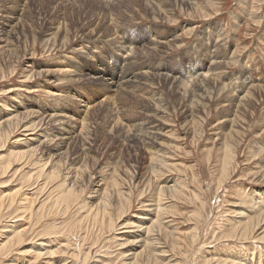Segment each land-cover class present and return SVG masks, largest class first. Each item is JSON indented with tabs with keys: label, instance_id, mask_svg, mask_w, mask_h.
<instances>
[{
	"label": "rangeland",
	"instance_id": "1",
	"mask_svg": "<svg viewBox=\"0 0 264 264\" xmlns=\"http://www.w3.org/2000/svg\"><path fill=\"white\" fill-rule=\"evenodd\" d=\"M0 28L1 120L31 110L21 123L43 118L35 138L44 141H33L38 153L21 162L14 151L33 134L19 129L0 140V160L11 157L12 167H21L3 177L0 195L18 188L39 156L64 165L37 199L82 168L77 186L84 189L72 208L62 213L63 205L49 204L34 225L54 238L53 249L67 238L77 250L90 246L83 264H120V252L142 248L140 235L161 196L162 227L173 230L159 237L165 261L222 264L219 258L234 256L264 264V219L253 225L264 213V0H0ZM102 64L105 75L143 70L147 81L110 91L91 78ZM246 85L252 95L240 102ZM81 121L87 138L75 136ZM227 142L232 152L224 158ZM112 176L130 200L113 231L88 220L69 237L62 228L63 237L46 235L45 227H60L97 201ZM245 223L253 226L246 237H229ZM32 237L0 264H42L46 255H32L46 239Z\"/></svg>",
	"mask_w": 264,
	"mask_h": 264
},
{
	"label": "bare ground",
	"instance_id": "2",
	"mask_svg": "<svg viewBox=\"0 0 264 264\" xmlns=\"http://www.w3.org/2000/svg\"><path fill=\"white\" fill-rule=\"evenodd\" d=\"M125 49L127 50V48H125ZM90 53H92V52H90ZM124 65H126V64H124ZM107 68L108 67L106 66V69H104L103 64H102V67L97 68L100 72L92 73L91 78L93 80H100V83H104L106 85L108 84V89L110 91L115 90V91L121 92V91H124V89L126 87H129V86H132V87H137L139 85L141 86V84H143V83L145 84V82L143 80L147 81V78H148V76H147L148 73H146V71H143V70H140V71L137 70L135 72L130 70L131 72H128L126 74L123 72L124 74H121L118 77L115 73L113 74V72H111L108 75H105L103 73V71L109 70ZM132 68H134V67H132ZM127 71H129V70H127ZM125 75H127V76L124 77ZM168 77L169 76H163L161 74L160 78H163L166 81L168 80L172 84L176 83V81L174 79H169ZM249 88L250 87H247V85L245 88H243V89H245V92L243 93V95H241L237 98V99H240V102L247 100L249 98V96L252 95ZM242 91H240V93ZM206 93L207 92H205L204 88H203L200 95H203ZM193 96L195 97V93L193 94ZM191 103H192V101H191ZM23 113L26 115L21 117ZM23 113L17 112L14 115H11V114L7 115L4 117L3 120H1V118L3 116L0 117V140L7 138L11 133L18 131L19 129H21L22 131H28V132H30L31 135L33 134L32 137H29L28 139H26L22 143V145L24 144V146H22L20 149H18L16 151H14V159L18 160V161L21 160V162H25L27 159L32 158L34 156L35 152L38 153L36 151L37 145L36 146L31 145L33 143V141H38L39 145L42 142H44L43 140L41 141L39 138L38 139L35 138V137L39 136V134L35 135V133H36L35 130L37 127H39L38 129L41 128L43 118H40V120L38 122L32 121L29 123L27 121L25 123H21V119L26 118L29 114H32L34 112L31 110H26ZM147 123H150V122L148 121ZM74 127H77V126H74ZM79 127H80L79 131L75 136L77 137V136L82 135L85 138L86 137L85 129L87 127L86 123L84 121L79 122ZM147 128H149V130H150V128H152V126H148ZM59 130H61L63 132H68V133L71 132V129H67V128H63V127L59 128ZM141 132H143V131L141 130ZM30 134H26V135H30ZM151 135H152V131L144 133L145 138H146V136H148L147 139H149V137ZM45 136H48V135H43L42 137L45 138ZM225 146H226V150H225L226 153H225L224 158L229 156V153L232 152V148H231L229 142H227L225 144ZM40 154H42V153H40ZM36 155H38V154H36ZM10 158H8V157L7 158H1V160H0V178L5 177L7 175V173H9L11 171H12L11 172L12 177L15 176V174H17L19 172V169L21 167L20 168L12 167V161ZM13 163H16V162H13ZM34 163L36 166L34 165L35 170L34 171L32 170L33 172L25 171L21 174V176L19 178L20 183L18 185V188L12 189V191L5 192L3 194L1 193V195H0V227H1L0 228V231H1L0 232V262L2 261L1 259L8 257V255H10L11 252H13V250L16 247H19L20 245H22L25 241V237L29 233L32 234L33 237L37 236V239L44 236V235H42V231H35L34 225H36L43 217H45L46 212L47 213L49 212V210L45 209V206L52 204V203H53V205L54 204L60 205V206L63 205V206H61L62 207L61 209H63L62 213H66V211L69 210L70 207L72 208L71 204H73L74 202L75 203L77 202L78 198H80V195L82 194V191L84 189V188H82V186H77L78 185L77 183L80 181L79 179L82 178V174H81L82 168L76 167V169L73 170L74 171L73 180L69 179V181H68L67 178H63V179L59 178V179H61L60 182L57 184L54 183L55 186L52 189L50 188L51 190L49 189L50 190L49 193L46 192L47 195H45L44 198L37 199L38 196L33 197V195H38V192L41 193V191H42V193H43V191L45 190V188L47 186H49L53 181L58 179L59 175L62 172V171L60 172V170H61L60 168H61V166L63 168V165H64V163L60 159L55 160V161L49 160V159L45 160L42 158V156H39L38 159ZM227 164H228V159H224L223 167L227 168L226 167ZM84 167H86V166H84ZM224 172H225V170H224ZM7 177H9V176H7ZM5 180H7V179L3 178L0 182H4ZM33 180H35V181L33 182ZM110 182H111V184L110 183L109 184L111 186L108 185V186L104 187L103 191L101 193L99 192V194H97V201H95L92 204H89L83 210V212H81L78 215V217H76L73 220H68V223H66L67 222L66 221L60 227L59 226L56 228L54 227V229H53L54 231L48 229V227H50V226H48L49 225L48 224L47 225L48 227H45V228H47V230H44L46 235H48V237L49 236L53 237L55 235H59V237H63V235H62L63 232L62 231L60 232L61 228L63 230L65 229L67 231L64 233V237L66 235L67 236L70 235L72 232H74L73 234H75L76 232L81 230L84 223L88 220H93L95 222L100 223L101 225H105L108 227L109 230L113 231L116 227V225H115L116 220L125 212L124 210L127 208V205H129L130 200L127 197L128 194L121 190L120 184L118 183V181L115 177L112 176V178L110 179ZM30 186H33V187L29 188ZM50 187H51V185H50ZM169 187L171 189L175 188V187H173V185L166 186V188H169ZM111 188L113 189L112 190L113 192L110 190ZM173 191H175V190L173 189ZM160 192H162V189L159 191V193ZM113 194H114V197H116V203H114L112 201L113 200ZM38 198H40V195ZM161 200H162L161 196H159L156 199L155 203L153 204L154 209L152 210L154 217H150L149 220H147V222H150V223L146 224L144 226V231L140 235V237L142 236L141 241H143L142 248L139 251H135L133 253H128V254H126L125 252H120L119 253L120 255L119 254L118 255L123 257V258L125 257V259L120 261L121 262L120 264H176L177 263V262L176 263H170L169 261H165L166 258L161 257L162 254L165 253V249H164L165 245L163 246V244H161L162 242L160 241V238H159L160 235L162 234V232H163L165 237H167L168 234H173V230L167 229V231H168L167 232V231H165L166 227H162L163 226L162 225L163 224V218L165 217V216H163L165 214L164 210L166 208L162 207ZM249 202H251V201H249ZM53 205H52V207H53ZM253 206H255V205H253ZM57 207H58V209H54L53 211H55V210L61 211V209H59V206H57ZM114 210L117 211L116 217H113L114 216L113 215ZM256 217L257 218L261 217V221L259 223H254L253 225L262 224L263 223L262 221L264 219V213H262ZM143 219H146V218H143ZM141 225L143 226V224H139L138 228H140ZM251 225L252 224L245 223L242 226L234 227V229L232 230L229 237H236L237 235H241L243 237H246L247 234H249L251 232V229L253 227V226L251 227ZM154 227L156 229L158 228V230H157V233L156 234L154 233L155 235L151 237L150 233L152 232V234H153L154 231H152V230L155 229ZM262 227H263V225H261V228ZM261 232H264V227H263ZM84 237L85 236H83V238H81V240H83ZM168 237H169V235H168ZM262 237H263V235L260 237V239ZM42 238H44L46 240L41 241L39 244L34 245V246H38V248H37V250L35 249L36 252H34L35 254L33 253V255H32V257H34V259H36V258H38V256L42 255V253H43V255H46V257H48V258H46V260L43 261L42 264H64V263L65 264H83V263H85L86 260L91 258V255H90L91 249L89 248L90 246L87 248L86 251L83 250L82 248L77 250L78 248L76 249L71 244L70 239L66 238L65 241H62L63 238H59V239L56 238L57 241L54 243V245H57V246H55V248L53 249L50 245H52L53 242L55 241L54 238H51V239L45 238V237H42ZM164 239H166V238H164ZM173 241H174V239H173ZM175 241H177V240H175ZM42 242H45V244L49 245L50 248L45 247L44 246L45 244L41 245ZM176 243H175V245H176ZM90 244H93V243L90 242ZM42 249H44V252L38 251V250H42ZM25 252H29V250H27V251L25 250ZM238 254H239V256H241L240 253H238ZM55 257L60 258L59 261L57 259L55 261H53ZM102 257H98V258H102ZM232 257L226 256L225 258L223 257V259L219 258L217 263H222V264H253L250 260H248V261L244 260L245 258L241 259V257H234V256H232ZM104 260H103V258L100 259V263L104 262ZM27 262H28V260H27ZM258 263H259V259H258ZM27 264H29V263H27ZM30 264H31V261H30Z\"/></svg>",
	"mask_w": 264,
	"mask_h": 264
}]
</instances>
